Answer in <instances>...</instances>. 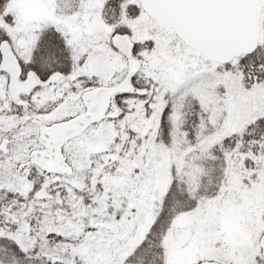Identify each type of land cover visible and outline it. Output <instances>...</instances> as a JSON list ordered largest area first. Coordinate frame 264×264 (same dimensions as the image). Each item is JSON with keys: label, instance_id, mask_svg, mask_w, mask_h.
<instances>
[{"label": "snow or ice", "instance_id": "1", "mask_svg": "<svg viewBox=\"0 0 264 264\" xmlns=\"http://www.w3.org/2000/svg\"><path fill=\"white\" fill-rule=\"evenodd\" d=\"M0 264H264V0H0Z\"/></svg>", "mask_w": 264, "mask_h": 264}]
</instances>
